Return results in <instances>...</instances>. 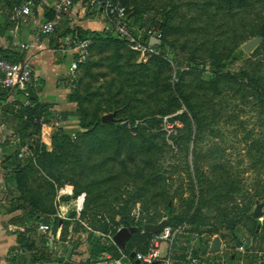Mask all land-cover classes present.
<instances>
[{
  "label": "rangeland",
  "instance_id": "obj_1",
  "mask_svg": "<svg viewBox=\"0 0 264 264\" xmlns=\"http://www.w3.org/2000/svg\"><path fill=\"white\" fill-rule=\"evenodd\" d=\"M143 3H145L143 9L148 15L147 21L153 22L155 26L162 23L164 25L166 38L161 56L168 64L160 65L159 57L147 61L143 60L125 42L113 41L97 44L93 48V55L88 64L93 65L92 70H87V67H84L81 71L82 85L78 93L85 98V101L81 107L76 105L74 110L85 109V118L88 121L95 116L106 114H115L116 116L115 112L109 111L112 104L117 103L116 101L125 104L131 102L135 105V111L149 114L151 118L169 117L172 119L186 111L187 108L183 99L185 95H188L190 103L199 112L200 120L204 126L203 133L198 137L197 145L195 146L190 141L189 152L186 154V138H184L180 142L181 146L179 145L180 151L172 152L168 156L157 153L150 158V163L158 167L162 165L165 171L170 172L167 177L170 179L172 193L174 194L182 186L185 193L184 200L190 196L188 189L190 177L185 168L187 165H193L194 161L199 162L201 170L205 174L207 172L208 178L213 179L217 176L215 174L214 177L213 171V166L216 163L230 167L242 187V192L236 193L233 199H221L216 206L211 204L210 209L205 206L199 217L195 219L196 227L203 231L202 235L195 242L184 237L179 246V257L185 260L187 251L194 249L199 260L197 264H207V259L210 257L207 256L206 252L211 253V243L215 239H220L222 247L218 253H214L217 257L213 258L209 262L210 264H264V228L262 227L259 237L255 240L252 239L251 232L256 219L264 222V209L260 217L254 216L258 205L262 204L264 208V95L262 96V89L260 88L252 89L248 85L239 84L224 77H217L214 82V79L208 75L210 67L205 65L214 59L227 62L228 59L235 57L240 49L243 50V46L247 42L256 37H262L263 42L251 53L243 51L241 57L232 60L230 71H247L264 88V36L260 35L264 25V1L144 0ZM143 21H139L138 24H143ZM146 24L150 25L149 23ZM178 58L183 61L181 66L183 74L179 76L177 75V67L172 64V61ZM177 83H180V91L184 93L182 96L172 89ZM178 119L184 126L183 121ZM144 120L141 122L144 123ZM72 121L68 123L67 130L77 133L87 131L88 128L81 127L80 118L73 117ZM206 122L210 124L209 128H206ZM182 126L178 128L176 134L174 132L175 135L173 136H168L167 132L161 128L155 131L164 132L167 143L176 146L173 137L180 132L179 129ZM59 127L47 124L44 132L43 130L40 132L39 143L47 145V147L50 144L52 149L54 146L53 136L59 132ZM195 130L194 127V133ZM72 139L76 142L75 144L80 145L81 152L79 154L82 157L90 155L93 157L94 154L90 150L91 146L98 147L99 144L105 145L108 142L109 152L103 151L100 156L105 153L104 158L109 157L117 161L114 163L115 172L119 173L121 177L116 183L122 191L118 192L113 189L111 199L105 202L103 206L95 208L92 205V207L93 210L107 215H100L99 219L109 223L108 232L116 233L118 229L127 228L122 225H115L114 222L110 221V218L113 217L116 221L122 222V208L130 202V198L136 190L135 187L142 183L140 169L144 170L146 178L150 166L145 164L146 161L141 156H138L137 162L130 161L128 150L118 153L117 146L120 136H109L107 131H100L96 143L94 137L80 139L76 133ZM204 156L206 159H203ZM96 160L95 158L91 163ZM126 163L129 165L127 169L124 168ZM135 163L139 164L140 167H136ZM111 166L113 164L109 163L105 167V171L106 168L110 170ZM70 169L68 164L62 167V171H64L62 180L67 182L65 185H58L54 181V177H50L48 172L36 171L30 176L31 178H27V181L19 189L18 187L15 188L16 194L22 196L28 192L38 193L42 191L43 195L46 196L50 192L48 204H55L56 206L60 202L68 212L64 220H70L72 219L70 214L76 209L74 200L77 197H73V195L79 188L75 187L74 184L69 185V179L80 183L87 176L95 177L92 170H88L85 176H80V169L75 174ZM109 174H111L110 171ZM201 180L206 183L204 178ZM68 186H72L73 190H68ZM155 188L152 186L151 191L147 192L148 195L144 196L145 198L139 197L129 203L131 210L129 215L135 222H137L136 218L138 217L143 220L149 216L161 219L160 215L166 214L163 201L159 202L160 204L157 206L154 205V201H160V198L153 200V202L151 200L150 204L145 202L147 196L151 197L154 194ZM61 191L67 193L58 199ZM210 195H213V192ZM68 196L72 198L64 200ZM183 198L181 196L175 198V211L173 213L175 217H180L186 211ZM249 199L255 203V206L253 205L248 214L236 217L232 215L229 219L233 221L232 225L223 223L224 218L220 216L219 209L225 210V207H233L237 204L244 208ZM58 210L56 208V215ZM55 218L60 219L58 216ZM164 219L167 217L159 222ZM75 220L77 222L72 224L69 227V232L66 233V240L57 238L58 231L53 232V244L52 246L49 245L48 249L56 263H59L58 260L64 256L66 246L71 250H80L79 257L81 260L87 257L97 259L103 255L100 253L98 257L91 256L98 251L101 243L104 245V239L97 235L94 232L95 229L87 222L82 221L81 217ZM191 225L190 227H193ZM212 227H218L219 230L216 235L210 237L208 230ZM244 237H247L252 243L250 249L259 252L242 254L237 251V239L241 240ZM95 238L100 240H98L99 243L93 242ZM131 238L132 235L128 241ZM144 243V241L135 242L132 250H137L139 244L144 245ZM232 257L235 259L232 260Z\"/></svg>",
  "mask_w": 264,
  "mask_h": 264
},
{
  "label": "trees",
  "instance_id": "obj_2",
  "mask_svg": "<svg viewBox=\"0 0 264 264\" xmlns=\"http://www.w3.org/2000/svg\"><path fill=\"white\" fill-rule=\"evenodd\" d=\"M8 4H12L13 6L11 8H14L15 6L23 5L27 0H7ZM10 1V2H9ZM37 3L40 0H35ZM90 1V0H89ZM88 1V2H89ZM264 1V0H263ZM124 4L128 8V0H123ZM129 9V8H128ZM130 13L132 15L139 13L140 10H130ZM45 21L50 20L54 16V12L50 10L49 8H46L45 10ZM141 21V20H136ZM149 23V22H148ZM150 25H153V22L149 23ZM157 27H161L164 31V41L163 46L165 43V28L163 23L161 25H157ZM77 33V36L80 39H91L93 41V44L91 45V50L94 48L95 45L105 43V42H125V40H122L119 38L115 33L104 30L103 32H95L92 30H83L81 28H74V31L71 30V28H68L67 31L63 33L62 37H66L68 34H75ZM261 36H264V25L261 28L260 32ZM128 44V43H127ZM129 45V44H128ZM242 49L238 51V54L228 59L227 62H222L219 60H212L209 63H206L205 65L210 67V71L208 72L209 77L214 79V82L216 81V78H226L228 80H231L236 83H242L245 85H248L252 89H262V96L264 95V88L259 84L257 79L253 75H251L247 71H239V72H232L230 71L232 60H235L243 55ZM134 52V51H133ZM136 54V52H134ZM0 55H2L3 58L8 59L10 61H18L22 60L23 58L10 52L9 50H5L3 48H0ZM11 55V56H9ZM154 57H159L160 65L162 64H168L165 59L163 60L161 54L155 55ZM176 60V61H175ZM172 61V64L177 67V75H182L183 71L181 69V66L183 65V61L181 59H175ZM91 61V56L89 60L82 64L80 67V70L82 71V68L87 67V70H92V66L88 65ZM82 85V77H80L79 84L77 86V90L73 91L71 95L68 97L69 103H76L79 107L82 106V104L85 101V98L78 93V90L80 89ZM216 86V83H214ZM172 87V86H171ZM173 91L177 92L180 96H182L184 93L180 91V83H177L173 86ZM115 96V95H114ZM177 98V97H176ZM178 99V98H177ZM30 103L32 104L29 107L23 106L21 108V113L27 114L29 118V122H26L25 129H32L33 133L40 134L41 132V125L38 123H34L35 118L45 117V121L49 125H53L57 127L56 123L53 122L51 119H57L58 121H65L68 120L71 117H78L80 118L81 127L82 128H88L87 131L82 133L77 132H71L67 130L66 127H59V132L56 133V135L53 136V148L52 150H48L47 145H44L42 143H39V139L31 140L25 139L23 135L21 136V145L18 148V150L13 153L12 156H9L7 159L11 162V172L12 177L11 181L14 184L15 188L20 186L27 181V178H31L30 176L34 174L36 171L40 172H48L50 177H54V181L57 182V184H67L66 181L62 180L64 171H62V167L65 164H68L71 167V172H75L80 169V176H85L88 172V170L94 171L93 174H95L94 178L86 177L81 182H73L71 179L68 181V184H74L75 187H78L79 189L74 193L73 197H78L83 192H86V202H85V208L82 211L81 219L82 221L87 222L93 229L95 230H102L105 232L109 231V223L107 221L103 222L102 219H99V216H103L100 211L93 210L92 205L94 207L99 208L105 204L109 199L112 197V190L115 189V191L121 192V188L119 185H117L118 179L121 177L119 173L115 172V165L114 163L117 162L115 159H111L109 157L104 158V154L109 152V144L108 142L104 145L99 144L98 147H92L91 151L93 152L94 156H84L82 157L81 154H79L81 151V147L78 144H75L76 142L73 141V137H75V133L80 137V139H87L94 137V142H97V137L99 136V133L101 130L107 131L109 136L116 135L120 136V139L118 141L117 146V152L123 153L127 150L129 151V160L137 162L138 156H141L143 160L146 161V165L150 166L148 167V173L146 175V178L144 176V170L140 169L142 172V183L135 187L136 190L133 193L132 197L130 198V202L134 199H138L139 197H144L145 195H148L147 192L151 191L152 186H155L156 188L153 191V195L151 197L147 196L145 202L147 201L148 204H150L151 200L160 198V201L156 200L154 201V205L157 206L158 204L163 201V204L165 206V215L161 216L160 218L163 219L167 217L169 224L173 226L180 225V223H188L192 224L191 230L198 232L199 235H202L203 231L199 229V227H196L195 225V219L199 217L203 209L209 208L210 205L216 206L221 199H233L236 195V193H239L242 190V187L239 185V181L237 180V177L234 176L230 169V167H226V165L222 163H216L213 166L214 171V177L215 174L217 176L215 179L208 178L207 172L206 174L201 170L202 168L199 166V162H193V165H187L185 170L188 172V176L190 177V184H189V191L190 196L186 197L187 199L184 200V191L183 187L181 186L178 191H176L174 194L172 193V186L170 183L169 177H167V174L170 173L168 171H165L164 168H162V165L156 166L152 165L150 163V158L154 156L157 153H161L162 156H168L172 152H178L181 150L179 145L180 142L183 141L184 138H186V154L189 152L190 148V141L193 142V144L196 146L197 141H199L198 137L201 136V133H203L204 126L203 123L200 120L199 112L195 109V106L190 103L188 95L184 96V103L186 104V111H184L181 115L176 118H180L184 126H182L180 132L177 133L176 136L173 137L176 142V146L169 145L167 143V139L164 132L155 131L156 129L159 130L161 128V121L162 119H156L149 117V114H143L141 111H135L134 107L131 102L129 103H122L119 101H116L117 103L112 104V106L109 108V111H113L116 113V121L112 123H104L102 121V116H95L93 119L86 120L85 118V109L80 110H64L60 113H57L56 115L53 114L52 111L49 110V106L47 105H41L39 103L37 92L32 91V94L29 98ZM192 114V116H191ZM145 119V120H144ZM144 120V123L141 122ZM207 120V118H206ZM150 124V125H149ZM194 127L196 128L194 133ZM210 124L206 122V128H209ZM155 128V129H153ZM154 130V131H153ZM158 132V133H157ZM185 134V137H184ZM74 144V145H73ZM113 144V143H112ZM115 144V143H114ZM181 146V145H180ZM28 148L27 154L25 157H19L21 148ZM109 148V149H108ZM128 148V149H126ZM71 150V151H70ZM105 151L103 155L100 156V154ZM116 152V155L118 153ZM96 155V156H95ZM79 156V158H77ZM102 157V158H101ZM97 159L93 163L92 160ZM203 159H206V156H204ZM73 160V162H72ZM109 163H112L113 166L109 168H106ZM136 167H140L139 164L135 163ZM129 165L125 164V169H127ZM174 168V167H173ZM176 170V169H175ZM109 171L111 174H109ZM52 172V173H51ZM66 172V171H65ZM131 173V170L129 171ZM171 177V174H170ZM204 178L206 180V183H204ZM67 180V179H66ZM64 182V183H62ZM206 184V185H205ZM159 186V187H158ZM54 190V188H53ZM57 190V189H56ZM211 192H213V195H210ZM242 192V191H241ZM56 193V192H55ZM51 193H47L46 196L43 195L42 191L38 193H31L28 192L25 195H22L19 197V203L14 206L13 208L9 209V211H16L21 210L23 211V216L20 218L23 221V224H29L31 226H36L40 222H46L53 224V229L56 232L57 228L60 225L61 219L58 218H52V215L56 213V206L55 204L49 205L48 204V197H50ZM57 195V194H56ZM176 196H181L183 198V203L186 206V211L180 216L175 217L174 211H175V198ZM56 197V196H55ZM72 197L68 196L65 197L64 200H69ZM145 198V197H144ZM53 199V198H52ZM51 199V201H52ZM116 199H119L116 197ZM2 200H0L1 202ZM126 203L125 207L122 208V222L116 221L115 218H110V221L115 225H122L124 227H127L128 230L132 233V238L127 242V247L125 249V253L130 255L133 250L132 246L135 245V242L144 241L143 244H139V248L134 251H147L149 242L151 239V236L153 233L147 232L145 230V226L149 223H158L161 219H156L154 216H149L147 219H139L136 218V221L134 219H131L129 209V203ZM136 202V201H134ZM160 202V203H159ZM253 205L255 206V203L249 199L247 202L246 207L242 208L239 204L233 206V207H225L228 210H221L219 209L220 216H222L223 223L232 225L233 221L229 220L232 215L240 216L242 214H248L249 211L252 209ZM210 209V208H209ZM217 209V210H218ZM72 219L70 220H63L62 223V233H61V239L66 240L67 236L66 233L69 232V227L76 223L77 221L74 219L76 213L73 212L70 214ZM107 216V215H104ZM96 217V218H95ZM242 218V217H241ZM116 221V222H115ZM255 226L252 228V239H257L261 233L262 227L264 228V222L256 219L255 220ZM261 227V228H260ZM35 230V229H34ZM33 230V231H34ZM219 229L218 227H212L208 230V234L210 237L213 235H216ZM18 235V249H29L32 250L36 245L35 239L27 238L25 237L24 233L22 232H16ZM143 233V235H141ZM98 238V237H97ZM141 238V239H140ZM190 239V238H188ZM99 239H93V242H98ZM100 241V240H99ZM240 239H237V244H239ZM43 249L40 250L38 253H36L33 257V263H42L45 264L48 261H51V258L49 257L50 254L48 253L47 249L49 247L48 240H43ZM46 248H45V247ZM250 250V248H248ZM105 251L111 252L114 257H120L121 251L116 245L111 246H105L102 243L99 245L98 251L96 253H93L91 256L98 257L100 253H103ZM207 256L210 257L207 259V264H210L209 262L212 261L213 258H216L214 254H211L209 251L206 252ZM49 257V258H48ZM235 257H232V260H234ZM13 260H11L12 263ZM60 261V260H58ZM72 264V263H68Z\"/></svg>",
  "mask_w": 264,
  "mask_h": 264
},
{
  "label": "crops",
  "instance_id": "obj_3",
  "mask_svg": "<svg viewBox=\"0 0 264 264\" xmlns=\"http://www.w3.org/2000/svg\"><path fill=\"white\" fill-rule=\"evenodd\" d=\"M88 1L89 0H75L72 13L64 17L56 31L51 35L42 37L44 49L40 50L31 47L29 49H22L21 45L24 43H31L34 39L35 33L39 30L41 24L45 22L46 7L41 5L35 7V14L28 23L14 24L9 22L8 18V12L12 9L11 7L13 5L8 4L7 0H0V48L7 51L9 50L13 55L16 54L23 58L18 61L29 62L33 65L40 77L37 92L39 103L49 106V110L55 115L64 110H74V107L77 105L76 103L68 102L69 95L77 90L78 86L74 87L71 84L69 76V66L76 54L73 53L71 49L70 51L64 49L67 41L76 37L77 33H67L66 37H62L63 33L67 31L68 28H71L73 31L74 28H81L83 30L103 32L108 23L107 17L102 9L97 10L89 7ZM143 2L144 0H128V8L130 10H140L139 13L134 14L135 23L139 22L136 20H144L143 23H148V15L143 9V4H145ZM69 18H71V20H69ZM92 55L93 49L91 50V57ZM31 105L30 102L27 103L25 96L20 91H0V200H2L0 202V264H42L39 262L33 263V257L43 249V240H47L45 236L35 233L33 238L36 241V248L32 250L18 249V235L16 232H21L26 226L20 219L23 216V211H9V209L19 203L20 196L16 194L15 186L11 181V162L7 158L12 156L20 147L22 135L25 139L31 137L30 139L33 141L40 138V134L33 133L32 129H25V124L29 122V118L27 114L23 115L21 113V108ZM72 118L73 117L65 121H58L57 119L51 120L55 122L57 126L67 128L68 123L74 121H72ZM34 123L40 124L43 132L44 129L47 128L45 117L35 118ZM48 150H52L50 144H48ZM27 151V147L21 148L19 157H25ZM67 189L73 190V187L68 186ZM61 192L62 196L67 193L66 191ZM59 204L62 206L59 202L56 204V208H58ZM55 216L56 214H53L52 218H55ZM62 223L63 220L61 219L56 232L60 231L59 229L62 227ZM66 243H68V241H66ZM212 244L213 242L211 246ZM46 249L50 254L49 257L51 261L47 260L45 264L56 263L49 249ZM64 251V256H62V258L59 259V263L57 262L56 264L80 263V250H71L66 246ZM11 260H13L12 263Z\"/></svg>",
  "mask_w": 264,
  "mask_h": 264
},
{
  "label": "built area",
  "instance_id": "obj_4",
  "mask_svg": "<svg viewBox=\"0 0 264 264\" xmlns=\"http://www.w3.org/2000/svg\"><path fill=\"white\" fill-rule=\"evenodd\" d=\"M38 5L52 10L54 16L52 19L41 24L32 42L22 44V49H29L31 47L43 50L42 37L51 35L56 31L64 17L72 13L75 0H40L38 3L35 0H27L23 5L15 6L8 12L9 22L14 24L28 23L35 14L34 8ZM88 5L93 9H102L108 22L105 30L113 32L119 38L125 40L143 60L147 61L153 56L161 54L164 41L163 29L146 23H135V16L130 13L123 0H90ZM92 44L93 41L91 39H80L78 36L66 43L64 49L66 51H70L71 49L76 54L69 66L70 82L74 87L80 81L81 65L85 64L91 56ZM39 83L40 77L31 63L10 61L0 55V91H20L25 96L27 103H29L32 91L38 92ZM161 119V130L167 132L168 136L175 135L178 128L182 126L178 118L170 119L169 117H162ZM61 196L62 192L58 199ZM85 200L86 193H82L74 200L76 208L75 219L81 217V213L85 208ZM58 209L56 216L64 220L68 214L66 208L59 206ZM61 229L62 227H60V231L57 233V238L59 239L61 238ZM117 231H120V229ZM21 232L27 238H32L35 233L46 236L49 245L52 246L53 244L54 230L51 223L40 222L36 226L26 224ZM94 232L104 239L105 246L116 245L121 251V256L114 257L111 252L105 251L97 259H89L87 257L82 259L79 264H197L199 262L194 249L187 251L185 260L179 257L181 240L185 237V239L190 238L195 242L200 236L196 231L191 230L188 223L177 226L169 224L161 232L152 234L147 251H133L130 255L124 252L126 247L123 248L116 243L115 235L118 232H100L97 230H94ZM251 246L250 240L244 237L240 240L237 251L242 254L259 252L255 249L248 250Z\"/></svg>",
  "mask_w": 264,
  "mask_h": 264
},
{
  "label": "water",
  "instance_id": "obj_5",
  "mask_svg": "<svg viewBox=\"0 0 264 264\" xmlns=\"http://www.w3.org/2000/svg\"><path fill=\"white\" fill-rule=\"evenodd\" d=\"M263 42L262 37H256L253 40L247 42L243 46V50L246 53H251L258 45H260ZM117 119L115 117V114H107L102 117V121L104 123H112L115 122ZM263 205L260 204L256 207L254 216L256 218L260 217L263 211ZM169 225L168 219H164L159 223H149L145 226V230L150 233H158L161 232L165 227ZM132 233L128 230V228H123L115 235V241L118 245L122 246L123 248L126 247L128 239L131 237ZM222 247V241L220 239H215L213 241V244L211 246V253H218Z\"/></svg>",
  "mask_w": 264,
  "mask_h": 264
}]
</instances>
